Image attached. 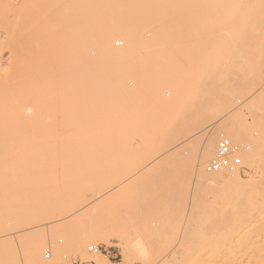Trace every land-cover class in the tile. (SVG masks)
Returning <instances> with one entry per match:
<instances>
[{"label": "bare ground", "instance_id": "6f19581e", "mask_svg": "<svg viewBox=\"0 0 264 264\" xmlns=\"http://www.w3.org/2000/svg\"><path fill=\"white\" fill-rule=\"evenodd\" d=\"M59 1L60 0H58V2ZM106 1V7L109 9L107 18H85L84 22H82V20L80 19L76 20L75 18H64L60 21L59 19L52 21L54 20V18H13L12 16L10 17L7 14L8 11H12L9 9L5 16H9L10 18L3 16V13H1L0 46H2L3 50L0 49V172L3 171V169H9L11 173L8 172V170L6 171L9 174L0 173V191L10 192L11 194L19 192L23 193L22 191H24L25 187L27 186L24 185V190L23 188L20 189L18 186H14L13 183H16V180L17 182L22 180V184H26V182L30 183L34 181L37 177L38 185L46 184L49 180L46 179L45 174L50 173L51 171H53L54 173L56 171L57 176H54V179H56V182L59 181L62 189H64L69 195L74 198V207L71 211L68 212H59L57 210L49 211L47 212V217L40 219L38 222L41 225H47L52 222H59L61 224H64V233L67 237H69L73 248L77 251H83L85 250V246L88 244V242L96 241L95 237L100 239L105 237V234L102 230L85 232L78 229L83 213H85L86 211L91 215V222H93V224L95 223L96 227L97 225L105 226L107 223H115L112 220H104L105 218H107L106 214L104 216V219H102L101 214L104 210V208L102 210V205L105 202L103 199L100 200V198H105L106 195L110 194L116 189H122V187H124L126 179L131 175L141 174L142 168L140 164H142V160H145L146 157L149 158L148 161L154 163L156 162V169H154L155 167H152L156 172L160 171L161 168L163 170L164 166L162 167V165L165 161V154L167 153H165L161 148L163 145L162 143L164 142L165 144V142L172 140L171 147L169 149V156L171 158H175V160L173 159V161L181 164L182 168L185 167L184 170L187 169L189 172L186 173L191 177L195 176L197 179L195 177L194 178L197 181L207 182L208 186H210L211 189L216 187L215 189L217 190H215V192L212 191V194L216 193L219 190V193L217 192L218 194H216V198H218L220 203H218V206H220L221 208L220 212L215 211V213L209 215L210 212L208 211L207 214L211 216L210 218H208L209 216L205 213L207 212L205 211V207L196 206L197 208L195 207L194 209L192 206L191 209L193 210L190 212V214H188V219H186V222H190V224H201L205 226L208 231H211V233H208V235L211 234L210 239L212 242L211 244H209L211 245L210 248H208L209 250L207 249L208 252L206 255L207 259L209 260V262L207 260V264H264V135L259 134L260 138L257 140L252 139L251 137V139L254 141H250L252 144L254 143L253 148L249 153L245 155V151L243 150L244 141L246 139L244 138L245 135L242 134V131L240 132L241 129H239V127L233 126L234 123H232L233 125L229 121L228 123H226L227 121H225V119H222V121L218 119L219 121H216L214 120L216 118H210V115H207L204 111L201 112L202 114L198 115L197 113L199 111H196L195 113L194 110L193 112L195 113V115L197 114V116H195L192 115L193 113H189V111L192 109L188 110V112L185 110V107H187L188 104L186 100L188 98L187 96L191 97V95H194V98L197 96L201 100L196 102L199 105H201V102L204 103V99L205 102L208 103V105L209 103H211L215 106V103H220L224 106H230L231 104L233 105L241 101L243 92L247 90V88L249 89L251 86L256 85L255 88H257V90H260V95L264 94V0ZM128 5H131L133 7L128 10L125 9L127 11H123V9ZM60 7L62 6L60 5ZM115 8H117L116 13L114 12ZM117 13H121V15H123L122 18H116L115 14ZM164 18H169V21L166 19L167 22H165L166 24L164 23L165 25L161 24V20ZM116 21H119L120 23L117 24ZM35 23L40 24V27L37 28L38 30L34 29L33 27L35 26ZM58 23L64 24L68 28V30L64 29L63 32L61 29V32L64 33L63 37H61L63 40L65 38H69L70 33L73 31L77 32V34L78 32L82 33L84 30L92 32L93 30L101 26L102 32L96 38V47L99 48L98 50L100 53V55L97 54L99 55L98 60L101 59L105 65L101 69H98L93 65L92 68L95 69L91 70L90 64L92 63L89 62H92V60L94 61V59H92L90 56V58L92 59L90 60L89 57L87 58L88 55L85 57L84 51L86 50V47H83V45L76 46L77 44L73 43L74 45L71 49V60H73L74 62L70 67L74 68V70H68V72H70V76H68L69 81L67 83L66 80V84H63L61 93H63L64 91L63 95L65 94V92L71 94L73 92L79 91V89L81 88V90H85L87 93L95 95V98L92 97L94 98V100L90 98L92 101L87 102L89 104L85 103L84 105V103L82 102L83 105H81L82 103H80L81 101L79 100L81 106H79L78 104V107H76L77 103H75V105L73 104V109L70 108V106V112L68 111L70 115L68 118V122L72 127L90 128V126H93L96 127V129H71L69 131L66 130L65 132H63L64 136H62L61 138L63 139L65 147L67 146L66 149H70V152H67L65 156L60 157L62 160L61 164L59 165V168L55 169L53 167L54 163L50 162V160H52L54 157L49 153H46L45 151L43 152V148H41L43 144L54 139V132L48 130H40L34 124V119H37L35 117L38 116V114L34 111L36 108H34L32 98L27 97L28 94H25L27 89L26 91L23 90L25 92L22 93L21 89L18 88L19 83L23 84L24 82H22L23 80H20V82L17 80V85L16 79L18 77L16 78V74L20 71V69L22 73V68L25 71L24 67H21L22 65H20V61V64H18V60H21L22 58L24 60V57H26L25 59H27V61H23L25 62L23 63V65H25V68L31 66L32 62L30 56L35 51L37 46H39L36 43L38 37H40V45L42 44L41 48H43V51L48 52L47 48H49L48 46L50 45V43H47V41L49 40H46V38L47 36L50 37L49 33H51V30L54 27L57 28V25L60 27L61 24L59 25ZM145 28H151L150 34H152L153 38H158V40L161 36V33H163L164 29H166L164 32L165 40L167 39L169 42H171V36H173L175 32L179 33L178 31H181L182 33H185L189 36L191 45H189L190 42L187 43H189L188 45L189 48L191 47V50L188 53L185 52L186 58L181 57L188 60L187 64L184 65L181 64L182 59L180 63H178L179 60L177 61V58L175 57L176 54L174 55V53L171 52V55H174L176 60L175 58H173V56L169 55V57L171 56V63L173 62V59L175 60L174 62L177 61L175 64L178 63L176 66L171 64L175 67L176 71H178L177 73L176 71L175 73H172V81L167 79L168 81L173 83L174 91L170 96H164L158 88L157 89L159 91L155 90L156 86L154 87V91L153 89L146 90L147 88L143 90V88L142 92L137 90L138 86H135L136 93L140 92L141 98H143V100L145 98V102L143 100L141 102L146 103V106L142 103L144 105V108H140L144 110L149 105L151 107L154 106L156 111V107H158L166 111L168 115H170L169 113H171V120L169 122L167 120V122H165L164 124H172L171 128L174 126V131L171 130L169 133H164L161 131L160 133L158 131L156 133L149 132L147 128L150 127L151 130H154V128L156 129L159 119H157V123H155L153 122L155 116L152 120V113H145V111L149 110L150 108L146 109L144 113L141 110V114L138 112L139 114H135L132 117L134 118L133 120L139 122L137 123V126H134V128L137 127V129H132L137 138H135L137 141L134 142L128 136L130 132H127L128 130L130 131L131 128H127V131L126 129L123 130L122 127L126 126L125 122H123V126L122 121H120V117H113L112 114H109L106 109H103V107L107 100H109L112 95L114 96L115 93L120 92L121 90L119 89H121L124 83L127 82V80H125L124 78V68L127 64V61L133 59V56L131 59V54L134 53L133 49L136 48L137 39L140 35L139 31ZM158 28H162L163 30L161 31L163 32H158ZM71 34L75 37L77 35L73 33ZM115 37H122L126 41L125 46L121 51H117L114 49V47H112V41H114L113 38ZM61 38L60 41H62L63 43V40H61ZM58 41L59 40H57V42ZM75 41L77 43L80 42H78L77 40ZM162 42L163 41H160V43ZM117 43L118 42H116V44ZM120 43L121 42H119V44ZM161 45H163V43ZM178 45L181 46L180 43ZM157 47L159 50H161L162 48V50L167 49L163 46L160 47V45ZM67 53L65 52V54ZM169 53L170 51L168 52V54ZM160 54L165 53L163 51ZM48 55L46 53L44 55L46 58V64L48 62L47 60H50V56L49 58H47ZM165 59L168 61V56H165ZM64 63H66V61H64ZM18 65H20V68ZM153 66H149V69L147 67V69H145V71H147H143V74H141L142 76L140 75L139 78L136 77L137 80L135 78L136 82L138 81L137 84H139V82L141 84H152L159 81V78H161V67H159V69ZM65 67L66 66H64V69ZM166 67L168 69L170 66ZM166 67H163V69ZM77 73L78 76L80 75V77H76ZM168 76L170 77V72L169 75H164L163 77ZM61 82L63 81L61 80ZM136 82L134 81V83ZM28 83L29 81L27 82V84ZM25 86L23 85V87ZM58 92L60 93V91ZM59 95L60 94H58V97ZM190 99H192V97ZM195 106L197 107H194V109L200 107L197 104ZM205 107L206 105L204 106V108ZM154 108L152 107L151 109ZM183 108L184 110L182 111V115H178L177 112L180 113ZM201 108H199V110ZM167 114H165L167 116L166 118L170 119ZM165 115L162 116L165 118ZM200 115L202 116L201 118L199 117ZM206 119H209L210 123L207 125L202 136L200 135L202 133L201 129L199 133L201 142H199V144L197 145V137L199 136L197 133L200 129L197 132L195 130L198 127L200 128L199 124L203 121H207ZM217 122L219 123L217 124ZM205 123L203 125H206ZM161 124L163 125V123ZM215 124H217V126ZM108 128H111L112 130H108ZM159 128L156 130H160ZM146 129L148 131H146ZM179 133H186V136H183L180 139H176L175 136ZM95 134H97V136H95ZM105 135H107V137H112H110V139H107ZM223 137H227L231 140L234 153L236 154L237 152L240 159H244L249 167H254L256 165L261 168L262 174L260 180L248 181L242 179L238 174L239 169L219 170H226L227 174L224 175L218 174V171L210 168L212 161L216 158V145H219V142ZM95 138L98 139L96 141H99L103 146L94 147L95 145H93L92 149H94L91 150V147L87 145V147H90V151L84 148L86 147V144L83 143L85 142V140V143H87L88 140H94ZM248 139L251 140L250 138ZM108 140H111L112 142H109ZM97 151L99 152V154L97 153ZM242 152H244V155L242 154ZM122 157L126 158V162H123L125 161V159L123 160ZM101 158H103L104 160H101ZM118 158L119 160L122 158L123 161L122 163L115 164L114 161L115 159H117L118 162ZM147 165L150 164L147 163ZM145 168L143 170H145ZM164 168H166V166ZM165 170L166 169H164V172H168ZM146 172L147 170L142 173L145 174ZM153 172L152 174H155ZM164 172L161 171L160 174ZM182 172L184 171L182 170ZM99 176H104V178L98 179ZM151 176L153 177L154 175ZM211 176H214V181H217L220 184L215 183L211 179ZM146 177H149L148 174ZM54 179H50L51 183L54 182ZM36 181L37 180L34 181V186H36ZM156 181L157 180H155V182ZM157 182L156 184L158 185ZM29 185L32 184L30 183ZM29 185L28 188L31 187ZM154 187L152 188L154 189ZM247 187L251 188L250 192H246L244 190L247 189ZM164 188L162 187V191L165 192L167 189L163 190ZM145 190L146 189L144 188L143 192H145ZM170 190L168 189L169 192ZM156 191L157 190L155 189V192ZM162 191L160 192L161 194H163ZM127 192L129 193V191ZM146 192H148V189ZM172 192L170 193L174 197L178 196V192ZM116 193H118L117 190ZM124 193H122L121 195H123ZM128 193L125 194L130 195ZM137 193L138 192H136V194ZM127 195L126 197H128ZM133 196H135V194ZM163 196L165 197V194ZM137 198H141V196ZM155 199L157 203L159 199L161 201L165 200V198L162 200L161 196L158 200L157 196L156 198H154V200ZM140 200H142V198ZM116 204H118V202ZM207 204H209V202ZM154 205L151 207L153 208ZM165 206L167 205H164V207ZM166 209L168 208L166 207ZM161 213L164 216V220L170 219L169 215H167V212L163 213L162 211ZM183 217L185 216L182 215L181 219H179L180 223L181 221H184ZM200 227L201 226H199L198 228ZM26 230L27 228L17 229L12 232V234L19 236ZM42 241L43 239L41 240V238L34 239V242L26 251L21 252V255L17 254L16 256H13V258H11L7 264H37L38 259L41 255ZM139 246L147 249L144 245ZM3 251H10V248H5ZM125 254V256L129 257L127 253ZM0 264H2L1 261Z\"/></svg>", "mask_w": 264, "mask_h": 264}, {"label": "rangeland", "instance_id": "374dc122", "mask_svg": "<svg viewBox=\"0 0 264 264\" xmlns=\"http://www.w3.org/2000/svg\"><path fill=\"white\" fill-rule=\"evenodd\" d=\"M57 2H58V0H12V1L11 0H0V15H2L1 13H3V16H5L8 9H9V10L15 11V12L13 11L14 16H13L12 11H8V13H7L10 17L12 16L13 18H51V19L54 18V20H52V21H55L56 19L57 20L59 19V21H60V20H63L64 18H75L76 20L80 19V20H82V22H84L85 18H107V13L109 11V9L106 7V5H107L106 0H60L58 3ZM60 5L62 7H60ZM132 7L133 6L128 5L126 8L123 9V11H127L128 9H130ZM116 9L117 8L114 9L115 13L117 12ZM125 9H127V10H125ZM16 10H17V13H16ZM4 11H5V13H4ZM15 13H16V15H15ZM9 16H5V17L10 18ZM122 16L123 15H121V13L115 14L116 18H122ZM164 19L161 20V24H163V25L166 24L165 23V22H167L166 19L169 21V18H164ZM116 23L118 24L120 22L116 21ZM58 24L60 25L61 23H58ZM34 25L35 26L32 25L34 27V29L38 30L37 28L40 27V24L35 23ZM61 25H60V27L57 25L56 26L57 28L54 27L51 30V33H49L50 35L48 34L50 37L47 36V38H46V40H49V41H47V43L48 42L50 43V45L48 46L49 48H47L48 52L43 51V48H41L42 44L40 45V42H39L40 37L37 38L36 43L40 47L37 46L35 51L30 56L31 62H32L31 66L27 67L28 69L25 68V65H23V63H25L27 61V59H25L26 57L22 56V57H24V60L21 57L22 59L20 58L21 60H18L17 62H18V64H20V62H21L20 65H22L21 67H24L25 71L22 68V73H21V69H20V71L17 72V74H16V78L18 77L16 79L17 85H18L17 80L19 82H20V80L21 81L23 80L22 82H24L23 84L19 83L18 88L21 89L22 93H24L27 89L28 92L26 91L25 94L26 95L28 94L27 97L32 98L34 108H36L34 111H35V113L38 114V116L35 117L37 119H34V121H35L34 124L40 130H48V131L54 132V136H55L54 139L43 144L41 146V148H43L42 149L43 152L45 151L46 153H49L51 156L54 157L52 160H50V162L54 163L53 167L55 169L59 168V165L61 164L62 160L60 157L65 156L67 154V152H70V149H66L67 146L65 147L63 139L61 138L62 136H64L63 132H65L66 130L69 131L71 129L72 130H77V129L78 130L79 129L80 130L81 129H83V130H94V129H96V127H93V126H90V128L89 127H85V128H83V127H81V128L72 127L69 125V122H68L69 121L68 118L70 116L69 115L70 108H72V109L74 108V107H72L73 104L75 105V103H77L76 107H78V104H79V106L83 105V103H84V105H85V103L89 104L87 102H90V101L94 100V98H95V95H91V94L87 93L85 90H81V88L79 89V91L73 92L71 94L70 93L68 94V92H65V94L63 95L64 91H63V93H61L63 84H66L65 83L66 80H67V83L69 81L68 76H70V72H68V70L69 71L74 70V68L70 67V66H72V63L74 62L73 60H71V56H72L71 55V53H72L71 49H72L73 45L77 44L76 46L83 45V47H86V50L84 51L85 57L88 55L87 58L88 57L90 58V56H91V58L94 59V61H93L90 58V60H92V62L91 61L89 62V63H92V64H90L91 70L95 69V68H92L93 65L95 67H97L98 69L103 68V66L105 65L101 59L98 60L99 59L98 56L100 55V53L98 50L99 48L96 47L97 46L96 38L102 32L101 26H99L97 29L93 30L92 32H90V31L88 32L87 30H84L82 33L78 32V34H77V32H75V31H73V32L70 31L73 34H77L76 37L72 36V34L70 33V37L65 38L67 40L64 39L65 40L64 41L61 38V37H63V34H64L62 32L64 29L68 30V28L64 24H61ZM63 26H64V28H63ZM151 28H154V27H151ZM151 28H145V29L139 31L140 35H139V38L137 39L136 48L133 49L134 53L131 54V59H132V56H133V59L130 61H127V64L124 68V78H125V80H127V82L124 83V85L122 84L123 85L122 88L119 89L121 91L117 92L118 94L115 93L114 96L112 95V97H110L109 100H107V102L105 103V105L103 107V109L104 110L106 109L107 112L109 114H112L113 117H116V118L120 117V121H122L123 126H124L123 122H125L126 126H128V127H126V126L122 127L123 130L126 129V131H127L129 128H131L130 131L128 130L127 132H130V134L128 136L134 142L137 141L136 140L137 138L135 136V133L132 131V129H135V128L137 129V127L134 128V126H137V123H139V122H136V120H133L134 118H132V117L135 114L137 115L139 113L140 114L142 113L141 112L142 108H140V107H143L144 106L143 104H145V106H146V103L141 102L143 100V98H141V94L139 91L142 92L146 88H147L146 90H150V89L152 90L153 89V91H154V87L156 86L155 90L159 89L161 91V93L166 97H167V95L170 96L171 94H173V91H174L173 83L170 81H172L171 75H172V73H175L176 69L171 64L176 66L178 63H180L181 59H182V62H181L182 65L187 64L188 60L183 59V58H186L185 52L188 53L191 50V47L189 48V45H191V41H190V38L187 34L182 33L181 31H178L180 34L175 32V34L173 33L174 37L171 36L172 40H171V42H169L167 39L165 40V35H164L165 33L164 32L166 29H164V32H163V31H161V30H163L162 29L163 27L158 28L157 29L158 32H163V33H161V36L159 37V40L163 41L162 42L163 45H161L162 43H160L158 38H153L152 34H150ZM61 29H62V32H61ZM182 37L183 38L185 37L186 39L185 38L183 39ZM57 38H59V39H57ZM60 38H61V40H63V43H62V41H60ZM55 40H56V42H55ZM57 40H59V41L57 42ZM75 40H77L78 42L80 41V42L77 43ZM113 40L114 41H112V42L114 44L112 43V47H114V49L117 51H121L122 48L125 46V42H126L125 39H123L122 37H115V38H113ZM115 41L118 43L116 44ZM157 41H158V43H157ZM60 42H61V44H60ZM119 42H121V43L119 44ZM187 42H190V44ZM71 43H72V45H71ZM179 43L181 46L178 45ZM158 44L160 45V47L163 46V47L167 48L168 50L165 48H164L165 50H162L163 48L161 49L160 47L159 48L162 51L159 50L157 47V46H159ZM68 48H70V49H68ZM0 49H2V46H0ZM2 50H1V53H2ZM69 50H70V52H69ZM61 51H63V52H61ZM163 51L166 55L160 54ZM167 51L168 52L170 51V53L168 54ZM44 52L47 55L49 54L47 58H49V56H50V60H47L49 62V64H48V62H47V64L45 63L46 58L44 56L45 55ZM57 52H58V54H57ZM65 52L66 53L68 52V53L65 54ZM171 52L174 53V55L176 54L175 57L177 58V61L179 60V62L177 64H175L177 61L174 62L176 60V58L174 57V55H171ZM97 54H99V55H97ZM59 55H61V56H59ZM169 55H171V56H173V58H175V60L173 59L174 63L173 62L171 63V61H170L171 56L169 57ZM165 56H168V58H169L168 61L166 60L167 58L165 59ZM181 57H183V58H181ZM183 60H184V62H183ZM23 61H25V62H23ZM64 61H66V63L68 65L66 63H64ZM150 63H151V65H150ZM20 65H18L19 68H20ZM153 65L155 66V68L161 67V69H163V67H166V66H170V67L168 69L166 67L163 70H161L159 68L160 72H161V78L162 79L159 78V81H157L156 83H152V84L146 83L147 84L146 85V84H141L139 82V84H137L138 81L136 82V80H137L136 77L139 78L140 75L143 74V71H145V69H147V67L149 69L150 68L149 66L152 67ZM64 66H66L67 68L65 67V69H64ZM60 67H62V68H60ZM171 67L174 69H172ZM97 68H96V70H97ZM165 69H167L168 71ZM164 70H165V72H164ZM169 72H170V77L169 76L163 77L164 75L165 76L169 75ZM177 72L178 71H176V73ZM18 75L19 76L21 75L22 77L20 76V78H19ZM76 77H80V75L78 76V73H77ZM135 78H136V80H135ZM167 79L170 81H168ZM61 80L63 82H61ZM28 81H29V83L27 84ZM46 81H47V83H46ZM59 81H60V83H59ZM129 81H132V82H129ZM134 81L136 83H134ZM25 83H26V86H25ZM131 83H133V84H131ZM23 85L25 87H23ZM28 86H29V88H28ZM135 86L136 87L138 86L137 90H139L138 91L139 93H136V87ZM56 87H58L60 89H58ZM255 87H256V85L251 86L249 89L247 88V90H245L243 92V95L241 96L242 100L236 104H233V105L231 104L232 106L231 105L230 106L229 105L224 106L220 103H218V104L215 103V106L212 105L211 103H209V105H208V103H206L204 99H203L204 103L201 102V105H199L196 102H198L200 99L196 95H195L196 96L195 98H194V95H191L192 99H190L191 98L190 96H187L188 98L186 100H187L188 104H187V107H185V110L188 112V110L192 109L189 111V113H193L192 115H195L196 111L197 112L199 111L197 113L198 115L202 114L201 112L204 111L207 115H210L209 116L210 118H212V119L216 118V119H214L216 121H219L218 119H220L221 121H222V119H225V121H227L226 123H228V121L231 122V124L234 123V125L233 124L232 125L235 127H239V129H241L240 132L242 131L243 132L242 134L245 135L244 138H246V139L244 141L243 150L245 151V155H246L253 148L254 143L252 144L250 141H253L252 139H255V140L259 139L260 138L259 134L264 135V94L260 95V90H257V88H255ZM23 90H25V91H23ZM31 90H32V92H31ZM58 91H60V93ZM162 91H165V92H162ZM78 92H79V94H78ZM170 92H172V93H170ZM208 93H210V92H208ZM58 94H60L59 97H58ZM77 94H78V96H77ZM207 95H210V94H207ZM92 97H94V98H92ZM143 101L145 102V98ZM79 102L80 103L83 102V103L80 105ZM196 104L198 106H200L199 108H201V107H203V108H201L200 110H199V108L194 109V107H197V106H195ZM202 105H204V106L206 105L205 108H207L208 110L205 109L204 106H202ZM152 107L154 108V106H152ZM152 107L148 105V107L142 111L144 113V111L146 109L150 108L149 110L145 111V113L147 112L148 114H150V112H151L152 116H153V117H151L152 120L155 116V118L153 120V122H155V123H157L156 121H157V119H159L157 125L158 126L160 125L159 126L160 128L157 126L156 129L159 128L160 130H156L153 127L154 130L152 129L153 130L152 131L150 129V127H148L147 129L149 130V132H151V133L155 132L156 133L158 131L160 133V131H161L164 133H169L171 130H173L174 126L171 128L172 124H170V123H166V125L164 124L165 122H167V120H168V122L171 120V116H170L171 113H169L170 115H168L167 112L164 111L162 108H158L155 106L157 108V111H156L155 108H154L155 110L151 109ZM183 110H184V108L180 111V113L177 112V114L182 115ZM157 112H159V113H157ZM205 113H203V114H205ZM165 114H167L170 117V119H167L166 118L167 116ZM197 114L195 116H197ZM160 115L161 116L165 115V118L163 116L161 117ZM199 117L201 118L202 116L200 115ZM208 120L205 121L207 123H205L204 121L200 123L203 126V128L199 124L200 128L198 127L195 130L197 132L200 129L197 133L198 135H199L201 129H202V133L200 135L201 136L203 135V132L205 131L207 125L210 123V120L209 121ZM67 122H68V124H67ZM212 122H214V121H212ZM161 123H163V125ZM204 123L206 125H203ZM218 123L219 122H217V124ZM217 124H215V125L217 126ZM147 129H146V131H148ZM108 130H112V129L108 128ZM108 134H109V132H108ZM131 134H133L134 137ZM200 135L197 137V142H196L197 145L199 144V142H201ZM95 136H97V134H95ZM183 136H186V133H179L175 136V138L180 139ZM105 137H107V135H105ZM110 137H112V136H110ZM110 137H107V139L108 138L110 139ZM251 137H252V139H251ZM248 138H250L251 140H249ZM91 140H88L89 142L87 141V143H85L86 140H85V142H83L84 144H86V147H84V148H86L88 151H90V149H89L90 147H91V150L94 149V148L92 149L93 145H95L94 147L103 146V145H101V143L99 141H96L98 139L95 138L94 140L93 139H91ZM108 141L112 142L111 140H108ZM169 141H171V142H169ZM169 141L165 142V144L163 142L162 144L165 146L162 145V147H161L164 150V152L167 153V154H165L166 155L165 161L163 162V165H162V167L166 166V168L163 167V170L161 168L160 171L156 172L154 170V169H156V167H155L156 162L154 163V162L148 161L149 158L146 157L145 160H142V164H140L141 168H142V172H145V170H147V172L145 174L141 172L142 175L139 174L140 176L139 175H131L130 176L131 178L129 177L126 179V182H127V183L125 182L126 185L124 184V187H122V189L124 191L122 189H120V190L116 189L118 193H116V190H115V191H113L114 193L111 192L110 194L106 195V197H108V198H106V197L100 198V200L103 199L105 202L102 205V210L104 208V210L102 211L103 213L101 214L102 219H104V216L106 214L107 218H105L104 220H106V221L112 220L115 223H113V222L107 223L105 226L97 225V227H96L95 223L93 224V222H91V220H92L91 215L86 211H85V213H83L81 220H80V223H79V227H78L79 230L85 231V232H91L94 230H102L105 234V237L102 239L95 237L96 241L88 242V244L85 246V250H83V251H77L73 248L72 243L69 240V237H67L66 234L64 233L65 232V230H64L65 225L64 224H61L59 222H52V223H49L47 225H41L38 222L40 219L47 217V212H49V211H56L57 210L59 212H68V211H71L74 207V203H73L74 198L71 195H69L64 189H62L61 185L59 184V181L56 182V179H54V176H57L56 171L54 173H53V171H51L50 173L45 174L46 179L49 180L46 184H39L38 185L37 184L38 179L36 177L35 178V180H37L36 186H34L35 180L32 181L34 184L32 182H30L34 187L32 185H29L30 184L29 182H26V184H22L23 183L22 180H20L18 182L16 180V183H13L14 186H18L20 189L23 188V190H24V187L27 186V187H25V190L22 191L23 193L19 192V193L11 194L10 192L0 191V236H1V238H0V241H1L0 242V261H1V263L7 264L10 261V259L13 258V256H16L17 254L21 255V252L26 251L31 246V244L34 242V239L41 238V240L43 239L42 249H41V255L38 259L37 264H69L71 259H79V260L88 261V262L94 263V264H110L111 262L109 260V256H112V258H113L112 260H114L116 262V264H130V263L131 264H155V263L159 264V261H160V264H163V263L164 264H207L208 259H207L206 254L209 250L208 248H210V246H211L209 244H211V242H212L210 239L211 234L208 235V233H211V231H208L206 229V227L201 225V224H199V225L195 224L197 226H195L194 224H190V222H186V219H188V216H189L188 214H190V212L193 210V209H191L192 206L194 209L196 206L197 207H199V206L205 207V211H207L205 213L207 214L209 211L210 212L209 215H212L213 213H215V211L220 212L221 208H220V206H218L220 203H219L218 198H216V194L219 193V190L217 191L218 193L217 192L214 193L215 195L212 194L213 192H215V190H217V189H215L216 187L211 189V187L208 186L207 182L197 181L196 180L197 178L195 176L194 177L196 179L193 176L191 177L189 174H187L189 172L187 169L184 170V168H185L184 166H183L184 168H182L181 164H178L177 162L173 161V159L175 160V158H171L169 156V152H170L169 149L171 147L172 140H169ZM87 145L90 147H87ZM217 145H216V149H215V156L217 154L216 153L217 152ZM95 149H98V148H95ZM82 152H84V151H82ZM97 153L99 154L98 151H97ZM236 154L238 155L237 152H236ZM242 154L244 155V152H242ZM122 158L120 160L118 158V160H119L118 162H117V159H115V161L114 160L113 161L115 162V164H117V163L119 164V163H122V161L125 159V161H123V162H126V158H123V160H122ZM169 159L171 160L172 163L170 162ZM101 160H104V159L101 158ZM143 161H144V164H143ZM241 161H242V164L239 168V173H238L241 176V178L244 180H248V181L249 180H251V181L260 180L261 174H262L261 168L256 166V165L254 167H249V165L245 162L244 159H241ZM147 163L150 165H147ZM179 165H181V166H179ZM144 166L147 168H145ZM172 166H174V167H172ZM148 167H149V169H148ZM152 167L153 168L155 167V168L153 169ZM144 168H145V170H143ZM151 168L153 169L154 172L152 171ZM167 168H168V170H167ZM173 168H175V169H173ZM164 169H166L165 171H168V172H164ZM179 169H180V171H179ZM6 170H8V172L11 173V171L9 169H3V171H1L0 173L1 174L8 173ZM148 170H150V171H148ZM182 170L184 172H182ZM161 171L164 173L160 174ZM152 172L155 174H152ZM165 173H166V175H165ZM147 174L149 177H146ZM150 174L154 175L153 176L154 178ZM218 174L226 175L227 171L226 170L218 171ZM157 176H158V178H157ZM161 177H162V179H161ZM51 178L54 179L53 183H51V181H50ZM99 178L103 179L104 176H99L98 179ZM211 179L214 181V176H211ZM155 180L158 181V182L156 181L158 183V185L156 184ZM144 182H146V183H144ZM214 182L220 184L217 181H214ZM27 183L29 186H31L30 188H28ZM154 185L156 188L154 187ZM159 186L161 187V191H162V187L163 188L165 187L163 190H166V189L167 190L165 192L162 191L163 194H161ZM152 187H154V189ZM144 188L146 189L145 192H143ZM157 188L159 189V193H158ZM209 188L211 189V191ZM147 189H148V192H146ZM155 189L157 190L156 192L159 195L155 192ZM168 189L169 190L171 189L172 191H176L175 193L178 192L177 193L178 196L174 197L170 193L172 191L170 190V192H169ZM244 190L246 192H250L251 188L247 187V189H244ZM127 191H129V193ZM132 191H133V193H132ZM124 192L128 193L130 195H127ZM136 192H138V193L136 194ZM122 193H124L123 194L124 196L121 195ZM172 193H174V192H172ZM134 194L136 197L133 196ZM164 194H165V197L163 196ZM126 195L128 197H126ZM143 195H144V197H143ZM150 195H151V197L152 196L153 197L151 198ZM140 196H141L142 200H140L141 198H137ZM156 196H157V200L159 199L160 196L162 197V200L164 198H165V200L161 201L160 200L161 198H160L158 203H157L156 199L154 200V198H156ZM170 196H171V198H170ZM172 198H174V199H172ZM151 200L156 201V202H152ZM176 200H178V201H176ZM117 202H118V204H116ZM160 202H162L163 204ZM206 202L207 203L209 202L210 205L207 204ZM210 202H212V203H210ZM213 202H214V204H213ZM172 203H174V204H172ZM101 204H102V202H101ZM151 204H153V205L155 204L153 208L151 207V206H153ZM159 204H160V206H159ZM164 205H167V206L164 207ZM166 207L168 209H166ZM152 210H154V211H152ZM210 210L212 211V213ZM162 211H163V213L167 212V215H169L170 219L164 220V218H163L164 216L161 213ZM174 212H175V214H174ZM181 214L185 217H183L184 221H181V223H180L179 219H181V216H182ZM176 217H177V219H176ZM210 217L211 216H209L208 218H210ZM171 220H172V222H171ZM170 222H171V225H170ZM172 223H173V225H172ZM182 223H184V224H182ZM199 226H201V227L198 228ZM193 227H194V229L195 228L196 229L194 230ZM24 228H27V230L24 231L23 234H21L19 236L12 234V232H14L15 230L24 229ZM187 232H189V233H187ZM192 240H194V241H192ZM189 242H191V243H189ZM90 245H101L102 248L105 249V252L100 253V254L92 253L88 250V247ZM126 245H128V246H126ZM139 245H144L145 248H147V249H144L143 247H140ZM170 245H171V247H170ZM151 246H153V247H151ZM48 247H51V251H52L51 256H50V258H45V256H44L45 250ZM129 247H131V248H129ZM5 248H7V249L10 248V251H3ZM163 251H165V252H163ZM125 253H127L129 257L125 256L126 255ZM130 254H131V256H130ZM205 255H206V257H205ZM127 261H129L130 263ZM208 262H209V260H208Z\"/></svg>", "mask_w": 264, "mask_h": 264}, {"label": "built area", "instance_id": "2783aa9c", "mask_svg": "<svg viewBox=\"0 0 264 264\" xmlns=\"http://www.w3.org/2000/svg\"><path fill=\"white\" fill-rule=\"evenodd\" d=\"M242 164L240 157L234 153L232 142L229 138L223 137L218 145L216 158L212 161L210 168L215 171H219L222 169L228 170H236L239 169ZM88 250L95 254L104 253L105 249L102 248L101 245H90ZM51 247H48L45 250V258H50L51 256ZM112 256H109L110 264H116L114 260H112ZM69 264H94L88 261H82L79 259H71Z\"/></svg>", "mask_w": 264, "mask_h": 264}]
</instances>
